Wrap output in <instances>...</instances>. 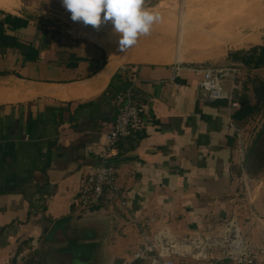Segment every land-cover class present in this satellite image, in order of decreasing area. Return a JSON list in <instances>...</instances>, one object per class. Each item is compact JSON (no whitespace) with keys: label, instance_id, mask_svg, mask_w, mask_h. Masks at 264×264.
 <instances>
[{"label":"crops","instance_id":"obj_1","mask_svg":"<svg viewBox=\"0 0 264 264\" xmlns=\"http://www.w3.org/2000/svg\"><path fill=\"white\" fill-rule=\"evenodd\" d=\"M244 52L228 54L235 62L225 69L238 75L224 78L240 104L257 71L241 64ZM152 60L126 62L104 37L0 9V264H150L149 255L135 258L143 246L136 223L148 227L149 240L160 231L200 239L220 231L216 215L235 222L245 245L262 248L264 219L254 211L236 131L253 115L239 119L227 101H204L206 66H179L173 78L170 63ZM125 64L135 71L134 101L145 108L144 129L120 139L112 161L125 205L80 214L78 192L114 123V97L130 80L118 73ZM211 253L174 264H234Z\"/></svg>","mask_w":264,"mask_h":264},{"label":"rangeland","instance_id":"obj_2","mask_svg":"<svg viewBox=\"0 0 264 264\" xmlns=\"http://www.w3.org/2000/svg\"><path fill=\"white\" fill-rule=\"evenodd\" d=\"M1 1L13 5L11 11H16L19 8L29 13V16L36 20V23L52 24L84 37H104L106 43H109L111 50L115 51L116 55L122 60L134 64L136 57H146V59H153L152 62H166L180 67L202 65L229 68L232 67L231 64L233 63L231 62H235L231 60L232 58L229 59V53H242L244 51L249 52L254 48H264V42H260L261 39L259 40L261 35V38L264 39L263 19L258 22H247L242 28L239 26L240 23L236 21L242 15L247 18L245 14L247 9L257 7L264 13V0H146L145 6L158 12L162 20L153 25L150 35L141 36L138 43L125 52L119 50V36L113 32V26L110 22L102 24L99 29L90 25L85 26L81 22H73L71 13L63 7L62 0ZM251 4L253 7H251ZM101 15L103 16V13ZM235 21L236 25L232 30ZM233 31L235 34L229 37V41H233L243 34H252L258 38V41L243 48L232 47L226 44L223 38L226 33L230 35V32ZM256 51L259 54L260 50ZM168 59H172V61H165ZM256 69L257 71L248 83L245 82L246 84L253 82L252 84L258 85L264 82V66ZM243 70L241 78L246 79L247 72L245 69ZM248 96L251 104L257 102L253 90H249ZM254 114L241 123L242 127L240 129L242 130L244 144L240 147L239 155L242 156L241 167L245 170L243 174L248 173L250 179L248 191L250 195L252 193V196H254V211L264 219V105H258ZM227 220L226 216L216 215L214 222L221 225L220 231L208 234V237H206L207 235H201L202 233L199 234V242L205 243L206 238L220 239V237H224L228 225ZM209 223L207 221L206 225H210ZM210 229L211 227L204 232H213ZM238 232L242 239L239 228ZM208 251H212V258L213 253H218V257L225 260L223 258L224 254L219 249L210 248ZM225 261L236 263L232 260ZM255 264H264V256L257 258Z\"/></svg>","mask_w":264,"mask_h":264},{"label":"built area","instance_id":"obj_3","mask_svg":"<svg viewBox=\"0 0 264 264\" xmlns=\"http://www.w3.org/2000/svg\"><path fill=\"white\" fill-rule=\"evenodd\" d=\"M172 70L174 78L178 75L179 65H172ZM134 72V68L128 64L122 65L119 69L120 78L123 81H127L128 78L130 80L128 86L114 97L116 107L114 123L102 135L98 163L87 172L78 192L76 211L80 214L89 213L102 204L125 205L122 194L116 186V169L112 161L118 141L141 132L145 127L143 119L145 108L137 105L133 98ZM199 72L201 74L199 87L204 91L203 99L206 103L227 101L229 109L236 111L241 108V104L233 100V90L224 88V78L228 76L233 79L238 75L237 69L210 66L200 69ZM236 131L241 134L239 130ZM239 139L242 140L240 135ZM239 143L241 147V141ZM136 225L140 227L138 230L143 238V246L135 258L149 255L150 264H174L175 257H192L198 260L207 258L210 248L219 249L224 254L225 260H232L237 264H255L257 258L264 256V247L254 249L245 245L234 221L228 223L225 236L220 237L221 240L206 238L205 243L194 238H176L166 231L158 232L152 240H149L148 227L143 224L136 223ZM19 261L20 256L16 258V262Z\"/></svg>","mask_w":264,"mask_h":264},{"label":"clouds","instance_id":"obj_4","mask_svg":"<svg viewBox=\"0 0 264 264\" xmlns=\"http://www.w3.org/2000/svg\"><path fill=\"white\" fill-rule=\"evenodd\" d=\"M146 0H62L73 22L96 29L109 22L118 34L119 50L135 46L141 36H148L161 15L145 6ZM103 13V16L101 15Z\"/></svg>","mask_w":264,"mask_h":264},{"label":"trees","instance_id":"obj_5","mask_svg":"<svg viewBox=\"0 0 264 264\" xmlns=\"http://www.w3.org/2000/svg\"><path fill=\"white\" fill-rule=\"evenodd\" d=\"M260 50L259 54L257 53L256 50ZM245 52H239L234 54L229 53V55L233 58L236 59V57L239 56H245ZM248 57H241V64L245 66H249L253 69L259 68L264 66V48L258 49L254 48L251 51L247 53ZM239 61V60H238ZM253 91L255 93V96L257 97L255 103L251 104L249 100L244 99L241 103V108L236 111L237 116L239 119L245 117L246 115H255L256 109L258 108V105H264V82L259 83L258 85H253ZM233 100L236 101V96L234 95L233 92Z\"/></svg>","mask_w":264,"mask_h":264},{"label":"bare ground","instance_id":"obj_6","mask_svg":"<svg viewBox=\"0 0 264 264\" xmlns=\"http://www.w3.org/2000/svg\"><path fill=\"white\" fill-rule=\"evenodd\" d=\"M255 2V1H254ZM259 2V1H258ZM252 5V4H251ZM253 7V5L251 6ZM0 9H3L5 11H11L13 9V5L11 4H8V3H5L3 1L0 0ZM246 16L247 18H244L243 15L239 18H237V22H239V26L242 28L243 25H245V23L247 22H258L260 19H263L264 20V13L262 11H260L259 8L255 7V9H247L246 11ZM236 21H235V24L234 26H232V30H233V27H235L236 25ZM241 21V22H240ZM262 28H264V26H262ZM253 32V30H251ZM234 32V31H233ZM230 32V35H228L227 33L225 34V37L223 38V41L226 43V44H229L231 45L232 47H235V48H243V47H247L248 45H251V44H254L258 41V38L257 37H254V35H250V34H246V35H242L240 37H237L235 38L233 41H229V37H232L235 32ZM256 32V31H255ZM258 32V31H257ZM218 34V33H217ZM254 34V33H253ZM219 35V34H218ZM221 36V35H220ZM223 36V35H222ZM217 37V36H216ZM214 38V37H213ZM208 39V37L206 38V40ZM211 39V38H210ZM209 39V40H210ZM208 40V42H210ZM212 41H215V40H212ZM205 42V41H204ZM216 42V41H215ZM162 54V53H161ZM158 60V59H157ZM156 62V61H155Z\"/></svg>","mask_w":264,"mask_h":264}]
</instances>
